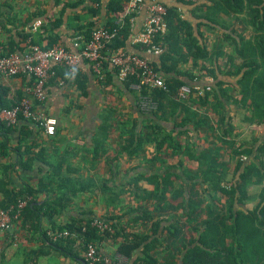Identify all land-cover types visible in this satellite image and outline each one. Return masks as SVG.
I'll return each instance as SVG.
<instances>
[{
  "label": "trees",
  "instance_id": "trees-1",
  "mask_svg": "<svg viewBox=\"0 0 264 264\" xmlns=\"http://www.w3.org/2000/svg\"><path fill=\"white\" fill-rule=\"evenodd\" d=\"M86 1L67 3L60 12L61 18L50 26V30L54 31L61 25L62 16L68 8H78ZM105 1L90 0L93 5L88 7V14L75 17L74 22L79 24L77 32L85 33L86 36L81 39L85 41L92 39L95 22L86 21L101 14ZM179 1L188 2V0ZM210 1L212 5L206 7L207 11H202L205 12L202 17L213 23H219L218 17L224 12L230 13V16L241 11L249 12L259 30L260 36L255 39L257 42L255 49L262 61L249 64V70L237 83L239 92L235 89H228L224 81L219 82L218 88L198 90L196 86L188 84V81L184 79L185 72L180 66L190 60L209 58L207 46L202 42L204 36L201 32L198 35L195 34L192 23L182 18L178 7L168 6L167 30L165 33L158 34L154 39L155 44L162 45L163 51L159 62L152 61L154 67L163 73L166 89L157 88L144 91L150 93L157 101L158 110L149 114L139 110L147 117V121L152 123L145 124L138 130L136 128L130 131L126 128L122 130L120 138L123 143L120 144L119 157L123 158V155H126L130 160L138 159L146 146L156 144L157 159L147 160L149 165L154 166V163L158 162L167 164L168 161H163V159L170 154L169 149L171 152L173 150V153L186 150L192 155L193 161L197 162L199 171L195 174L187 171L184 168L187 167L185 158L177 165L182 173L167 172L172 167L165 166L163 172L139 173L129 179L125 177L127 184L123 187L112 189L105 185L107 189L103 192L102 199L106 205L121 213L125 211L123 217L116 216L108 219L117 231L114 235L111 231L102 235L97 228L93 227L97 219L94 211L80 213L81 217L76 216L64 225H59L57 222V219H61L67 213H73L78 201L92 195L90 186L95 184L93 178H80L75 176L73 171L68 173V176H64L65 169L62 163L57 161L50 164L47 162L52 172L42 177L37 187L27 183L19 188L13 184V173L17 166L32 170L37 161H43L44 155L42 151L36 152L35 144H25V141L33 135V130L28 125L22 127L19 145L12 148L10 146L11 135L17 131L19 124L8 126L0 119V159L2 160L0 163L2 168L0 194L3 195L0 211L10 210L13 207L17 209L21 201H30L20 219L15 220V225L21 222L22 229L28 231L30 235H35L33 241L40 243L28 264H38L42 257H49L56 251L79 264H90L83 256L86 255L89 246L94 244L101 250V243L108 238L114 241L123 238V241L117 245L116 254L127 258L128 264H264V143L259 146L257 153L253 156L254 147L247 148L245 147L247 143L242 145L233 139H227L232 135L234 127L231 118L227 117L228 106L226 105L229 101L238 106H244L250 101L248 110L253 117H258L260 122H264V0ZM124 4L125 0L108 2V8L115 14V17H112L107 24L108 27L116 26V14L123 10ZM2 17L5 16L2 15ZM30 19L18 23L16 15L6 17L7 22L15 28L27 26ZM132 26L128 19L119 37L109 44L112 50L126 49ZM29 38L32 37L24 34L20 37L19 44L11 41L8 44L9 50L3 48L0 56H7L20 50V43ZM47 41L44 48L59 45L53 36L48 37ZM42 42L43 39L42 41L33 40V43L39 45ZM138 45L143 53L147 52L150 47L142 42ZM243 47L242 55L239 54L240 57L251 46L244 44ZM241 72L242 69L238 74ZM114 73L119 76L117 69H111L110 66L105 65L104 79H100L101 86L105 88L114 84ZM58 74L51 84L56 81L61 84L69 83L74 78L75 85L82 93L88 89L87 76L83 73L72 74L62 68L59 69ZM134 80V76H129L125 85L130 88ZM192 80L197 81V79ZM185 85L191 86L192 96L188 100L176 99L179 89ZM228 85L236 88V85ZM135 94L138 99V94L136 92ZM10 95V89L0 85V112L14 108L23 99L21 92L13 99ZM209 106H214L217 114L215 121L199 111L200 107ZM116 114L117 112L112 107L107 108L103 114V124L97 129V144L92 152L97 160L99 155L96 153L106 148L107 140L111 137L114 129L112 122ZM168 114H171L168 118H174L176 128L180 129L177 136L174 135L176 128L171 131L158 122L169 121ZM20 122L29 124V121L25 120ZM202 130L215 134L219 130L221 134L220 132L216 134L213 142L201 148L194 138L195 133ZM188 135L192 139L186 142L181 141L182 137ZM13 151L18 156L16 163L9 161ZM226 154H229L228 160L225 159ZM119 162L121 160L117 162V165ZM233 162L235 169L233 174H230V165ZM65 164L63 162L64 166ZM141 184L146 185L143 188ZM258 187L261 190L257 205L251 209L247 208L250 191ZM173 191H175L173 196H169ZM126 194H130L135 200L146 205L147 210L141 211L135 207H127L123 200ZM44 196L46 199L42 200ZM203 208L204 211L207 210V213L202 214L201 222L196 223L194 220ZM179 212L186 217V220L177 218ZM126 216L133 217L123 222ZM140 222H142V227L149 226L151 233H144L139 229L129 235L126 234V225H138ZM163 222L166 223L163 224ZM46 223L51 225L50 229L45 228ZM187 223H189L190 234L185 233L184 235ZM83 225H86L88 234L83 233ZM190 229L195 234L191 233ZM67 232L69 235L65 236ZM56 236L57 239H55Z\"/></svg>",
  "mask_w": 264,
  "mask_h": 264
},
{
  "label": "crops",
  "instance_id": "crops-1",
  "mask_svg": "<svg viewBox=\"0 0 264 264\" xmlns=\"http://www.w3.org/2000/svg\"><path fill=\"white\" fill-rule=\"evenodd\" d=\"M77 1L80 0H0V52L4 49L9 50L8 44L11 41L19 44L21 40L20 37L24 34L30 35L34 41H42L43 39L41 44L43 47L48 43L47 38L53 36V38L57 39L59 45H63L73 52H77V48L75 47L76 40L80 39L79 41L82 42L85 39H81V37L86 36L85 33L80 34L77 32L79 24L75 23L74 19L75 17L77 18V16L83 17L88 14V7L93 5L90 0H87L85 4H82L78 8H68L62 16L61 25L54 31L50 30V26L58 18H61L60 12L64 6L67 3ZM109 1L110 0L105 1L101 9V14H99L98 17L86 21H94V29L98 24L107 25L112 17H115V14L112 13L107 6ZM156 1L169 7H178L182 18L192 23L195 34L198 35L199 32H201L204 36L202 42L207 46L209 58H204V60L202 58L190 60L188 63L180 66L185 72V76L183 77L188 81V84L199 87L201 90L206 88H209V90L218 88L217 86L221 81L228 84H237L244 73L249 70V64L252 65L256 61H262V58L258 56V52L255 49V46H257L255 39H258L257 37L260 36L259 30L254 24L253 17H251L247 10L236 14L232 13L235 15L231 16L230 13L224 12L218 17L220 20L219 23H213L209 19L202 17L205 13L202 11H207L206 7L212 5L210 0H188V2L179 0ZM7 2H9V4H7ZM2 15L5 17H2ZM8 15H16L18 17V23L28 18L31 19L28 21L27 26L15 28L7 22L6 17ZM147 16L148 8L144 6L136 14V19L132 26V33L127 41L126 49L141 53L151 61L159 62L160 54L143 53L139 49L140 45L138 44H140V42L137 41V38L144 30ZM21 44L22 43H20L19 46H21ZM244 44H249L251 47L250 49H246V52L240 57L239 54L242 55ZM253 57H255L254 60ZM241 69L242 72L238 74ZM77 72H81L87 76L88 89L86 92L82 93L79 88H77L74 83V78L69 83L61 84L56 81L50 84L49 99L44 105L37 103L30 93L32 87L31 79L27 77L5 78L0 76V85L10 89V97L12 99L21 92L23 99H28L34 106L39 107V109L43 110L47 115L59 120L58 132L55 136H48L41 130L33 129L31 125L26 122L19 123L17 131L11 135L10 146L15 148L19 145L22 137V127L28 125L33 130V135L25 141V144H35L36 152L42 151L44 159L43 161H37L32 170H25L17 166L16 171L13 173V184L15 186L20 188L30 183L37 187L42 177L52 172V168L47 162L50 164L51 162L58 161L62 163L65 169L63 173L64 176H68V173L73 171V174L80 178H93L95 184H91L90 186L92 192L90 198L93 201V205L98 206L94 208V211H97V219H102V217L112 218L122 216L121 211L113 210L109 207H106V212L102 215L101 213L104 211L100 210V203L104 202L102 194L107 189V186L112 189L123 187L127 184L125 177L129 179L134 178L139 173L152 174L163 172L167 166L172 167V169H168L167 172L173 171L182 173L181 170L177 168V165L185 158L187 167L184 168L192 174L198 173L199 169L197 162L193 161L192 155L186 150L181 152L174 151L173 153V150L171 152V149H169L168 151L170 154L166 159H163V161H168L167 164L158 162L156 164L154 163V166L149 165L148 162H146L147 160L157 159V151H155L156 144L146 146L138 159L130 160L126 155L120 158V144L123 143L120 138L122 130L124 128L128 129V131L132 128L138 130L145 124L152 122L147 121V117L140 113L135 92L128 88L125 82H123L116 73H114V84L104 88L100 83L101 78L96 75L89 62H81ZM192 79H197V81H193ZM248 104H250V101L244 106H238L229 101L226 102L228 106L227 117L231 118L234 127L232 135L227 137V139H233L240 143L246 137H250L252 141L246 144L245 147H254L253 156H255L259 146L264 143V122H260L258 117L255 118L252 116L251 112L248 110ZM109 107H112L117 112L116 118L112 122L114 129L111 137L107 140L106 148L100 153H96V155H99L97 160L92 153L97 144L96 133L97 129L103 124V114ZM199 111L202 114L210 116L214 121L217 119L214 106L200 107ZM169 115L171 114H168L167 118ZM168 119L170 120L158 122L168 130H175V119L171 117ZM179 131L180 129H177L174 135L177 136ZM206 131H208L207 128ZM206 131L202 130L199 133H195L194 139L201 148L213 142L216 139V134L220 132L218 130L215 134ZM237 132H240V134H237ZM190 139L192 138L188 135L182 137L181 141L186 142ZM255 141L257 142L255 143ZM253 156L251 158H253ZM159 157L161 158V156ZM163 157L164 156H162V158ZM228 157L229 154H226L225 159L228 160ZM120 160L121 162L117 165V162ZM9 161L12 163L18 161V156L15 151L12 152ZM248 161L246 163H248ZM1 162L2 160L0 159V163ZM63 162L66 163L65 166ZM234 169L235 163L233 162L230 165V174H233ZM1 178L2 168L0 166V180ZM145 185L146 184H141L140 186L144 188ZM260 190L261 188L258 187L250 191L247 208L251 209L257 205ZM41 199L45 200L46 197L44 196ZM86 199L87 198H82L78 201L73 213L69 212L61 219H57L58 224L64 225L76 216L81 217L80 213L91 212L87 209L88 206L82 203V200L85 201ZM2 200L3 195L0 194V205ZM125 204L127 205V203ZM126 217L123 218V222H127V220L130 219H126ZM165 223L166 222H163V224ZM45 226V228H51L49 223H46ZM144 227H148V230L143 231ZM141 229L144 233L150 232L149 226H143ZM33 237L36 236L30 235L28 231L22 229L21 222L16 223L12 234L6 235L0 233V264H28L31 258H33L35 251L40 246V243L33 241ZM105 241H107V239ZM105 241L100 245L102 252L109 257H116V252L118 251L117 245L123 241V238H119L115 241L111 239L112 245H110V249H105V246H107V242ZM83 256L86 257L85 254ZM45 259H47V261H44ZM38 264L79 263L56 251L49 257H42Z\"/></svg>",
  "mask_w": 264,
  "mask_h": 264
},
{
  "label": "built area",
  "instance_id": "built-area-1",
  "mask_svg": "<svg viewBox=\"0 0 264 264\" xmlns=\"http://www.w3.org/2000/svg\"><path fill=\"white\" fill-rule=\"evenodd\" d=\"M148 8V16L143 32L137 41L150 45L146 53L161 54V44H155L154 39L158 34L167 30L166 16L169 8L156 0H125L123 10L116 14V26L98 24L90 41L76 40L77 52H73L63 45L44 48L33 43V39L25 40L20 50L7 56H0V76L5 78L27 77L32 81L30 93L37 103L44 105L49 99V88L53 80L58 77L59 69L65 68L74 74L83 61L90 63L96 75L104 79L105 65L119 71V78L125 82L129 76H134L130 89L138 94L137 106L145 114L158 110L157 101L145 90L164 88L166 83L161 71L157 70L152 61L140 53L129 51L125 48L112 50L109 46L114 39L119 37L127 20L133 25L136 14L144 7ZM64 83V82H63ZM193 94L190 86L185 85L179 89L176 99L186 100ZM0 119L8 126H16L20 121H29L33 129H42L48 136H55L58 132L59 120L47 115L39 107L34 106L28 99H22L12 109L0 112ZM29 200L21 201L18 208L0 211V233L12 234L15 220H19L23 210L29 205ZM15 210L16 213H15ZM93 227L102 235L111 231L115 233L113 224L103 219H96ZM69 233H65L68 236ZM57 239V236L55 237ZM99 250L97 245L91 244L86 253L90 264H123V255L117 254L115 258L109 257ZM125 258V257H124ZM127 259V258H125Z\"/></svg>",
  "mask_w": 264,
  "mask_h": 264
},
{
  "label": "rangeland",
  "instance_id": "rangeland-1",
  "mask_svg": "<svg viewBox=\"0 0 264 264\" xmlns=\"http://www.w3.org/2000/svg\"><path fill=\"white\" fill-rule=\"evenodd\" d=\"M255 59V57H253V60ZM239 76V75H238ZM232 85H236V88H233V87H230L229 85H228V83H226V86H227V88L228 89H235L237 92H239V86H238V84H232ZM188 86H190V85H188ZM191 87V86H190ZM198 90H200L201 88H199V87H196ZM192 96V95H191ZM190 96V97H191ZM189 97V98H190ZM188 98V99H189ZM188 99H186V100H188ZM227 116H228V114H227ZM237 134H240V132H237ZM252 140L250 139V137H246L243 141H241L239 144H242V145H244V144H249L250 142H251ZM175 193V191H173L169 196H173V194ZM91 196H89L85 201L84 200H82L83 202V204H86L87 206H88V208L87 209H89L90 211H94L95 209L94 208H96V207H98V206H96V205H93V201H92V199L90 198ZM85 198V197H84ZM123 198H125V199H123L124 201H125V203H127V207H131V206H133V207H135V208H137V209H139V210H141V211H144V210H147V207L142 203V202H139L138 200H135L134 199V197L133 196H131V195H128V194H126ZM197 201H199V200H197ZM92 205V206H91ZM95 206V207H94ZM103 208H102V207ZM106 207H108L107 205H106V203H104V202H101L100 203V210H103L104 212H102L101 214L103 215V214H105V212H106ZM148 207H149V205H148ZM95 213H97V211H94ZM124 213H125V211L122 213V216L121 217H123V215H124ZM205 213H207V210L205 209V211H204V208H203V210H201V211H199V216H197L196 217V219L194 220V221H196V223H199V222H201V218H202V214H205ZM137 215V214H136ZM129 216H131V215H129ZM129 216H127L126 217V219L127 218H132V217H129ZM77 217H79V216H77ZM104 217H102V219H103ZM177 218H179V219H182V220H186V217L184 216V215H182L181 214V212H179V213H177ZM108 217H105L103 220H106V221H108ZM130 219H128V220H130ZM141 224H142V222H140V224H131V225H126L125 226V232H126V234H131L132 232H136L137 230H142L141 229ZM150 225V224H149ZM189 223H187L186 224V227H185V229H184V231L185 232H183L184 233V235H186L185 233H187L188 235L190 234V231H189ZM82 230H83V233H86V234H88L89 233V231H88V229H87V227H86V225H83V227H82ZM148 230V227H144L143 228V231H147ZM191 230V229H190ZM117 231L115 230V233H116ZM114 233V234H115ZM191 233H193V231L191 230ZM113 234V235H114ZM193 234H195V233H193ZM111 239L112 238H108L107 239V241H105V242H107V246H105V249H110V245H112V243H111ZM180 243H181V241H180ZM179 243V244H180ZM102 254H103V252H101ZM123 264H128V260L127 259H125L124 257H123ZM44 261H47V259H45Z\"/></svg>",
  "mask_w": 264,
  "mask_h": 264
}]
</instances>
